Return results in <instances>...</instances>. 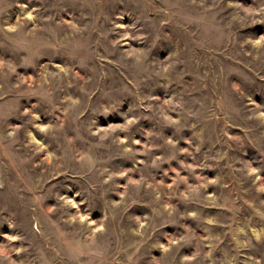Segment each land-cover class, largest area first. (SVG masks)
Masks as SVG:
<instances>
[{"label":"rangeland","instance_id":"1","mask_svg":"<svg viewBox=\"0 0 264 264\" xmlns=\"http://www.w3.org/2000/svg\"><path fill=\"white\" fill-rule=\"evenodd\" d=\"M0 264H264V0H0Z\"/></svg>","mask_w":264,"mask_h":264}]
</instances>
